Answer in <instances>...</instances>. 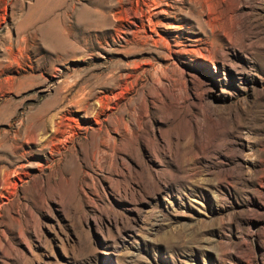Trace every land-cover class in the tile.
Instances as JSON below:
<instances>
[{
	"label": "rangeland",
	"instance_id": "rangeland-1",
	"mask_svg": "<svg viewBox=\"0 0 264 264\" xmlns=\"http://www.w3.org/2000/svg\"><path fill=\"white\" fill-rule=\"evenodd\" d=\"M0 264H264V0H0Z\"/></svg>",
	"mask_w": 264,
	"mask_h": 264
},
{
	"label": "bare ground",
	"instance_id": "bare-ground-1",
	"mask_svg": "<svg viewBox=\"0 0 264 264\" xmlns=\"http://www.w3.org/2000/svg\"><path fill=\"white\" fill-rule=\"evenodd\" d=\"M58 125V124H57Z\"/></svg>",
	"mask_w": 264,
	"mask_h": 264
}]
</instances>
